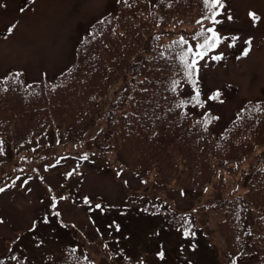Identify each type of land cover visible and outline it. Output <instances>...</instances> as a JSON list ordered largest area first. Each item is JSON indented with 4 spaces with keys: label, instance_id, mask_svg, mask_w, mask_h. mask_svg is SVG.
<instances>
[{
    "label": "rangeland",
    "instance_id": "374dc122",
    "mask_svg": "<svg viewBox=\"0 0 264 264\" xmlns=\"http://www.w3.org/2000/svg\"><path fill=\"white\" fill-rule=\"evenodd\" d=\"M113 2L0 0V76L13 69L23 71L28 80L57 75L75 57L82 24L111 10ZM223 4L220 23L212 28L229 39L200 60L198 71L205 108L219 115L217 133L246 100L264 98V0H223ZM249 12L260 19L254 21ZM177 31L158 30L159 42ZM231 37L238 38L233 47ZM192 38L189 32L188 40L195 46ZM246 41H251V50L243 56ZM213 55L223 58L215 61ZM121 81L102 98L103 110L115 106ZM217 90L222 93L219 100H209ZM120 110L116 106L114 114ZM107 115L103 113L83 136L70 137L65 127H59L49 142L20 151L14 148L11 156L0 160V187L6 189L0 192V258L10 255L21 264H53L64 254L65 245H77L96 264H124L127 255L148 264H253L256 253L251 245L242 258L226 257V242L218 229L228 199L245 190L247 174H240L227 188L208 186L204 191H185L155 174H139L123 166L113 149L101 147L110 140L104 123ZM3 137L14 143L13 127L0 133ZM85 154L88 158L81 159ZM17 176L20 179L8 187ZM85 198L90 203H84ZM161 202L194 216L197 230L191 237L162 213L146 208ZM97 204L102 209H96ZM259 214L256 206L250 207L252 225Z\"/></svg>",
    "mask_w": 264,
    "mask_h": 264
},
{
    "label": "trees",
    "instance_id": "16d2710c",
    "mask_svg": "<svg viewBox=\"0 0 264 264\" xmlns=\"http://www.w3.org/2000/svg\"><path fill=\"white\" fill-rule=\"evenodd\" d=\"M204 11L202 0H117L116 10L84 31L75 60L57 76L28 82L23 73L13 71L0 77V89L7 88L0 91V133L13 127L14 138V144L0 140V159L8 157L12 147L23 150L48 141L59 127H65L70 137L81 136L107 112L108 146L136 172L154 173L195 191L209 185L224 189L231 179L248 173L244 192L228 200L219 228L230 257L244 255L251 245L257 256L253 264H264V99H251L238 107L222 134L213 131L214 120L205 130L204 120L213 113L198 115V105L191 103L175 107L177 100L191 97L182 93L188 83L183 82L175 59L180 48L169 47L184 37V31L162 44L155 34L158 28L183 25L194 33L206 29L204 23H196ZM120 79L115 106L103 110L102 98ZM173 79L182 81L177 94L169 90ZM116 106L121 110L114 116ZM251 206L261 211L255 231L248 220ZM171 212L172 222L182 226L184 218L192 223L185 214ZM0 260L21 264L10 255ZM53 264L96 263L79 247L69 246ZM125 264L147 263L129 256Z\"/></svg>",
    "mask_w": 264,
    "mask_h": 264
},
{
    "label": "snow or ice",
    "instance_id": "6c2138e0",
    "mask_svg": "<svg viewBox=\"0 0 264 264\" xmlns=\"http://www.w3.org/2000/svg\"><path fill=\"white\" fill-rule=\"evenodd\" d=\"M31 2H34V0H31ZM125 3H127V0H124ZM203 7L205 9L203 17L201 20H197V24H202L203 20H208L212 24H219L220 21L217 19L219 15L222 14V10L224 9V4L223 0H202ZM249 16L254 20H259L260 18L257 16L256 13L249 12ZM228 19H232V17L229 15ZM15 25L10 27L8 29V32L11 33L12 28H14ZM193 40H196L197 43L195 46H193L188 40H186L183 36H181L178 40L173 41L172 45H170V48H180V51L176 54L175 59L179 63V72L182 74L183 77V82L188 83L192 86L193 90V95L188 98V99H179L177 100L175 107L176 108H184L186 107L189 103H191L193 106L195 105H200L203 107V105L206 103V101H201V93L197 87L196 84V77L199 71V62L200 60L205 59V57L208 56L209 52L215 50L217 47H219L225 40H228V37H222L218 34L215 28H201L200 31L196 32L195 35L192 38ZM231 43L229 44V47H233L236 43V40L238 39L237 37H231ZM248 47H246L242 55L247 56L251 50V41H246L245 42ZM163 56V53L161 54ZM223 57L222 55H213L211 57L212 60L219 61ZM19 76L20 74H16ZM182 81L173 79L171 81V85L169 90L173 94L178 93V89L181 86ZM0 91H7V88L0 89ZM221 93L219 90L216 92L212 93L208 99L209 100H219ZM223 103V101H219ZM256 110H259V107H257ZM183 114V113H182ZM218 119V117L215 116H207L206 119L204 120V128L207 130L208 124H210L213 120ZM199 123V121L197 122ZM35 150V149H34ZM3 154V141H0V155ZM87 154L81 157V159L86 160ZM59 163V161H57ZM20 171H23L21 169ZM71 175V173H69ZM20 177L17 176L13 181L11 185H8V187L14 186L16 183V180H19ZM24 183H27L25 180ZM23 186V185H21ZM6 189L5 187H0V192H4ZM60 199H65V197H61ZM84 203H90L87 198H85ZM53 209L56 207V200L53 198V203H52ZM96 209H102V206L100 204L95 205ZM54 215L59 216L60 214L58 212H54ZM183 221L182 227L188 226L184 228V235L188 236L190 233L189 228V222L185 220L184 218H181ZM2 223V221H0ZM117 230H119V226H117ZM107 247V245H106ZM77 250L76 249H71L72 253H75ZM160 257L163 258V252H161ZM11 259L16 260V256H12ZM88 258L85 255L83 257V261H87ZM0 264H4V261L0 260Z\"/></svg>",
    "mask_w": 264,
    "mask_h": 264
}]
</instances>
